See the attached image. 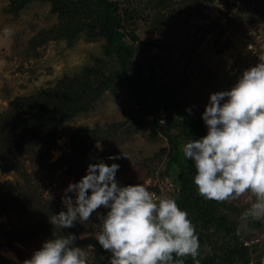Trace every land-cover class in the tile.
I'll use <instances>...</instances> for the list:
<instances>
[{"label": "rangeland", "instance_id": "1", "mask_svg": "<svg viewBox=\"0 0 264 264\" xmlns=\"http://www.w3.org/2000/svg\"><path fill=\"white\" fill-rule=\"evenodd\" d=\"M9 1L0 0V114L8 110V102L13 98L49 87L62 76L78 73L82 67L91 65L93 58L100 57L103 43L100 39L86 40L77 36L69 46L60 40L43 44L36 48V53L28 51V39L36 32L52 27L56 18L49 12L47 4L39 2L30 4L13 17L3 11ZM110 1H118L124 6L127 0ZM130 2L136 9L146 5V0ZM229 4L233 7L227 10ZM159 14L164 16L160 27H152L153 20L146 17L147 8L145 16L133 23L138 40L156 46L149 53L138 55L133 68L144 72L150 65L154 66L155 79L173 89L180 104L179 112H186L204 123L202 113L210 94L230 90L244 70L264 62V0H167V6L159 10ZM221 45L226 49L219 52ZM153 55L157 58L151 60ZM119 84L115 96L104 93L89 111L63 124L56 132L55 147L45 156L36 152L33 157L26 155L20 160L30 180L38 187L42 200L54 203L55 214L66 211L63 197L69 183L79 182V179L66 177L64 168L55 163L69 151V132L79 126L123 121L135 113L125 82ZM160 114L164 115L163 112ZM152 130L148 117L130 135L94 144L87 157L104 159L101 152L113 150L121 156L118 163L122 164V169L115 174L120 186L141 183L156 195L173 198L175 172L169 176L161 175L164 159L159 164L143 162L166 146L161 136L152 135ZM97 145L102 146V150ZM5 182L10 183L14 192L21 185L14 172H0V186ZM67 195L74 199V193ZM227 202L237 208L249 207L247 195ZM107 211L101 207L93 212L89 221L76 222L71 230L77 239H95L96 226L100 223L98 214L104 215ZM227 217L228 228L232 226L237 232L242 224L241 217L234 213H227ZM256 221L261 223L260 229L252 233L243 229L235 239L212 226L196 224L201 256L211 257L213 264H257L264 250V217ZM32 225L31 220L19 213H0V264H23L42 246L38 238L29 235ZM82 248L90 264L94 253L89 247ZM232 249L235 252L227 261L225 255Z\"/></svg>", "mask_w": 264, "mask_h": 264}, {"label": "trees", "instance_id": "2", "mask_svg": "<svg viewBox=\"0 0 264 264\" xmlns=\"http://www.w3.org/2000/svg\"><path fill=\"white\" fill-rule=\"evenodd\" d=\"M34 2L47 4L56 23L30 37L27 41L28 51L36 53V48L43 44L60 40L69 46L77 36L86 40L100 39L103 43L100 45V57L93 58L91 65L82 67L78 73L62 76L49 87L13 98L8 102V110L0 114V172H14L21 180L16 192L9 182L0 186V213L16 212L31 220L33 225L30 226L29 235L38 238L41 244L55 236L75 235L71 228L61 229L50 222L56 207L54 203L42 200L38 187L30 180L20 160L29 155L33 157L36 152L45 156L55 147L56 132L63 124L89 111L104 93L115 96L120 88L119 82L124 81L135 113L123 121L102 126H79L70 131L67 138L69 151L55 163L64 168L66 177L79 180L86 175L87 166L97 160H103L108 165L118 164V173L122 164L118 163V159H108L109 156L121 158L115 151H102L104 159L87 157V152L98 142L130 135L150 117L152 135L161 136L166 146L144 159V164H159L164 159L161 175L169 176L175 172L172 197L182 210L188 212L194 226H212L214 230L223 231L235 239L236 230L232 226L228 228L226 224L229 221L227 213L241 217L248 207L237 208L227 201L217 203L198 195L192 179L195 174L194 162L185 160L181 151L182 140L205 136L207 127L201 120L190 117L186 112H179L180 104L174 97L173 89L155 79L154 66L150 65L144 72L133 68L138 55L156 48L152 43L138 40L133 23L145 16L147 8L146 17L153 20L152 27H160L164 16L159 14V10L167 6V0H146L145 7L141 9L132 6L130 0L124 6L110 0H10L3 11L16 17ZM232 7L229 4L226 9ZM225 49L226 46L221 45L218 51ZM156 58V55L151 56V60ZM157 67L161 69L160 64ZM154 191L157 193V189L154 188ZM260 228V222L250 220L246 230L252 233ZM74 243L93 251L90 264H110L111 253L104 250L96 239L86 237L76 239ZM234 252V249L228 250L225 259L228 261V256ZM198 258L200 264H213L214 261L207 255L201 256V253ZM184 264H193V261L189 257Z\"/></svg>", "mask_w": 264, "mask_h": 264}, {"label": "clouds", "instance_id": "3", "mask_svg": "<svg viewBox=\"0 0 264 264\" xmlns=\"http://www.w3.org/2000/svg\"><path fill=\"white\" fill-rule=\"evenodd\" d=\"M202 120L207 134L182 140L181 151L194 162L198 195L217 203L247 195L240 235L250 220L264 217V62L244 70L230 90L210 94ZM118 170V164L103 160L89 164L86 175L65 189L66 211L52 215L50 222L71 228L103 207L108 211L98 214L95 239L111 253L110 264H184L189 257L200 264L199 236L188 212L141 183L120 186ZM67 193H74V199ZM76 239L73 234L52 237L23 264H88Z\"/></svg>", "mask_w": 264, "mask_h": 264}, {"label": "built area", "instance_id": "4", "mask_svg": "<svg viewBox=\"0 0 264 264\" xmlns=\"http://www.w3.org/2000/svg\"><path fill=\"white\" fill-rule=\"evenodd\" d=\"M262 231L264 233V224L262 225ZM257 264H264V250L263 252L260 254L258 260H257Z\"/></svg>", "mask_w": 264, "mask_h": 264}]
</instances>
